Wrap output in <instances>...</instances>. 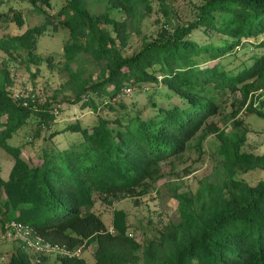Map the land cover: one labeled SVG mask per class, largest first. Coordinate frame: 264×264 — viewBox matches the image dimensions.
Returning a JSON list of instances; mask_svg holds the SVG:
<instances>
[{"label":"trees","instance_id":"obj_1","mask_svg":"<svg viewBox=\"0 0 264 264\" xmlns=\"http://www.w3.org/2000/svg\"><path fill=\"white\" fill-rule=\"evenodd\" d=\"M4 1L0 23L10 18L1 10ZM158 1L163 20L157 35L143 36L127 53L130 28L140 32L153 0H109V9L100 13L92 12L87 0H67L59 11L72 37L63 52L68 76L45 101L35 93L15 95L10 69L0 67V150L14 157L7 178L0 161V211L5 213L11 203L15 214L5 220L27 222L46 240L70 250L96 245L93 262L60 254L62 264H264V177L251 183L239 175L264 169V153L240 150L241 141L233 143L210 120L220 112L227 91L240 90L242 106L251 92L264 88V53L236 70L230 66L249 39L264 44V0H200L188 19L167 0ZM113 9L124 18L113 16ZM13 17L23 25L20 10ZM47 25L0 36V49L42 61L36 47ZM201 27L210 40L191 37ZM213 31L219 35L212 36ZM230 55L233 59L223 62ZM52 57L46 59L52 63ZM160 84L165 93L157 90ZM146 85L150 99L143 106L120 96L128 87ZM62 91H69L66 101L88 107L91 120L56 126ZM156 93L168 102L157 101ZM28 127L31 143L49 130V141L35 156L22 155L28 142H10ZM66 130L79 134L59 143L56 136ZM213 131L223 139L221 174L197 192L177 194L178 219L157 228L145 242L129 230L122 208L114 210V230L91 209L94 191L137 195L146 179L159 173L163 160L181 154L195 136L203 139ZM5 264L38 263L19 247Z\"/></svg>","mask_w":264,"mask_h":264},{"label":"rangeland","instance_id":"obj_2","mask_svg":"<svg viewBox=\"0 0 264 264\" xmlns=\"http://www.w3.org/2000/svg\"><path fill=\"white\" fill-rule=\"evenodd\" d=\"M167 1L181 18L188 19L193 17L195 4L200 0ZM66 2L67 0H50L49 3L40 2L39 0L37 2L31 0H5L1 5V10L9 12L10 18L0 23V36L20 34L31 26L48 23L47 29L39 36L36 47V52L41 56L42 61L36 62L32 59L27 61L19 52L8 53L0 49V67L5 66L10 69L11 77L14 80L10 88L15 95L35 93L39 100L45 101L59 90L61 83L68 76L67 70L63 67V52L65 44L71 41L72 37L69 27L62 22L63 15L59 11ZM108 3L109 0H87L90 10L96 13L109 9L107 8ZM18 10L23 14V25L18 24L13 17L15 11ZM111 14L121 19L124 18L123 13L119 10L113 9ZM162 20L163 11L160 9V2L153 0L149 13L147 12L140 21V32L130 28L131 37L129 44L124 46L125 52L129 53L133 48L139 46L143 41V36L150 38L157 35ZM218 35V32H212V36ZM210 36L204 31L203 27L196 29L191 34L192 38L200 42L210 40ZM259 42L254 38L249 39L243 47L237 50V58L233 63H230V66L236 70L245 64L251 63L254 59L253 56L264 53V44ZM52 54V63H50L46 58ZM232 59L233 56L230 55L223 58V62ZM214 62L211 60L204 64ZM73 66L76 67V63H73ZM147 85L128 87L120 96L132 99V102L127 99L131 105L143 106L150 99ZM157 90L166 92L163 84H160ZM67 94H69V91H62L58 95V99L63 101L58 106L60 109L57 111L56 119L58 123L56 126L63 128L65 124L76 119L91 120V110L88 107H81L80 102L66 101ZM155 97L159 102H168V98L162 93H156ZM223 97L225 99L220 112L212 115L210 120H214L224 130V136L233 138V140L231 139L233 143L240 140V150L264 153V88L251 92L249 99L242 106L240 90L227 91ZM250 104H252L251 108H249ZM240 106V110L235 114V109ZM31 132L30 127L21 129L10 139V142L15 145L28 142V144L24 143L25 145L22 146L23 156L30 153L33 156L38 155L42 146L49 141V139L46 140L49 130H43L40 136L35 137V140L32 138L33 143H31L29 136ZM78 134V132L66 130L57 135L56 139L59 143L64 144ZM222 142V137L216 131L205 135L203 139H201V136H195L181 154L174 155L160 163L159 173L154 177L147 178V185H144L137 195L123 193L118 195L100 194L96 190L92 194L91 209L102 216L110 230H114V210L122 208L127 213L129 230L139 241L145 242V237L150 238L157 231V228H161L169 221L178 219L179 199L176 197L177 194L197 192L204 184L216 181L217 174H221L220 171L223 169V153L220 151ZM0 161L1 173L7 178L14 157L11 152L2 148L0 150ZM239 175L251 183H256L264 177V169L257 167ZM4 196H6V193ZM14 214L11 203L5 213L0 211L2 218L0 226V264L8 262L11 255L19 247L26 250L31 255L32 260L38 264H62L60 254H78L90 262L95 260L96 245L94 243L87 247L79 246L71 253L60 250L39 254L23 235L13 232L8 233L10 220H5V216L11 217ZM44 256L45 262L43 263L42 258Z\"/></svg>","mask_w":264,"mask_h":264},{"label":"built area","instance_id":"obj_3","mask_svg":"<svg viewBox=\"0 0 264 264\" xmlns=\"http://www.w3.org/2000/svg\"><path fill=\"white\" fill-rule=\"evenodd\" d=\"M2 218L0 215V226ZM13 232L15 234L23 235L28 243L39 253H46L50 251H65L67 253H71L72 250L67 247L59 246L58 244H54L48 240H46L33 225L19 221V220H11L8 223V233Z\"/></svg>","mask_w":264,"mask_h":264}]
</instances>
